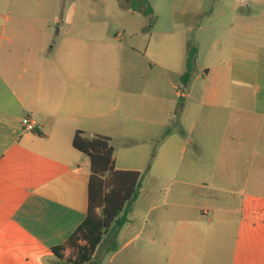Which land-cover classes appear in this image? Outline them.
I'll list each match as a JSON object with an SVG mask.
<instances>
[{
  "label": "crops",
  "instance_id": "obj_1",
  "mask_svg": "<svg viewBox=\"0 0 264 264\" xmlns=\"http://www.w3.org/2000/svg\"><path fill=\"white\" fill-rule=\"evenodd\" d=\"M194 7L197 19L203 6ZM231 13L196 29L197 71L184 86L187 33H164L158 60L146 59L152 25L126 30V46L123 34L78 15L76 2L0 0V264H72L53 248L87 216L90 160L73 146L79 131L111 138L116 169L151 164L149 176L170 184L159 190L163 204L142 213L133 205L87 264H264V0H237ZM248 132L257 136L250 149ZM220 194L240 206L200 204Z\"/></svg>",
  "mask_w": 264,
  "mask_h": 264
},
{
  "label": "rangeland",
  "instance_id": "obj_2",
  "mask_svg": "<svg viewBox=\"0 0 264 264\" xmlns=\"http://www.w3.org/2000/svg\"><path fill=\"white\" fill-rule=\"evenodd\" d=\"M64 2L67 4L76 2L78 15H90L92 18H95L93 19V21L97 22V24L94 25L98 28L97 31H100L101 33H106L111 37H114L116 34L119 33L123 34L124 37L122 40L126 44V46H131L132 42H134V40H131L129 38L130 33H127L126 30L129 29V32H134L135 29L139 30L142 26L141 24L143 23H145V25H152L151 30L152 32H154L155 37L152 40L148 56H146L145 58L158 60V56H157L158 51L155 49V46L157 44L158 39L161 38V35H164V33H173L172 39H176V38L183 39L187 33V35L190 37L191 40L190 42L196 45L195 44L196 29L200 24H202V21L210 25V23L212 22L211 20L214 18V19H219L218 21L221 23H227L228 20L230 19V15L232 14L231 11L233 10L234 3L237 2V0H149L154 10L155 20L153 23L148 22V18L141 12L135 11V13H129L124 11L121 8V6H125L127 0H64ZM197 2L202 3L203 13H201V15L198 16L196 19L194 18L193 13L195 12V10H197L196 7H194V5ZM239 2L242 3L243 0H239ZM241 9L246 10L247 5L241 6ZM211 17L212 19H209ZM174 18H177L176 24L174 23ZM180 18L182 20L181 23H179L180 20H178ZM182 22L185 25L182 24ZM178 23L181 26L187 28V32H185L183 28L180 29L181 26L179 27ZM189 27L194 29L193 32L188 31ZM221 42L222 44L218 46L219 48H221V46H223V43H225L226 41L222 40ZM210 44L211 41H209L208 43L209 46L207 47L204 46L205 50H207L208 48L212 49ZM204 53L205 52L202 53L200 58V62L202 61V64H204L205 60L207 59V56ZM142 54H145L144 51L142 52ZM165 61L168 66L174 64V60L169 52H167V54L165 55ZM154 70L156 74L160 73L161 71L159 66H156ZM171 77L173 80L178 79L175 73H172ZM177 83L180 84V80ZM192 87L194 86L190 85V87L187 90H185V93H191ZM254 94H255L254 90L249 91L247 89L248 108H251L253 106ZM192 95L195 96V93L192 92ZM177 101L179 102L180 99H178ZM183 104L184 101L183 102L181 101L180 107H182ZM247 123L251 125L250 127H255L254 124L259 122L258 120H256ZM256 143H257L256 133L248 132L247 148L249 149L252 148V146H255ZM150 177L151 176H149V173L146 172L140 190V196L138 200L134 203V209L136 213H142L144 210L149 208L153 203L163 204L164 202L163 194L160 193L159 190L162 191L164 188L167 189L170 186V184L160 183L157 179ZM177 187L178 186H175V191ZM175 196L176 194L173 192L169 201L175 200L172 199ZM182 202H184L185 204H192L193 202L196 201L187 199ZM198 203H200V201ZM239 203L240 201L238 200L229 199L225 194H220L218 197L209 199L206 202L200 204L206 207L229 206V207L238 208V206H240ZM247 217L253 218L251 210L247 211ZM129 218H130V214H129ZM65 251H67L68 258L71 259L76 258L77 256L76 250L72 248H66Z\"/></svg>",
  "mask_w": 264,
  "mask_h": 264
},
{
  "label": "trees",
  "instance_id": "obj_3",
  "mask_svg": "<svg viewBox=\"0 0 264 264\" xmlns=\"http://www.w3.org/2000/svg\"><path fill=\"white\" fill-rule=\"evenodd\" d=\"M122 7L143 13L149 17L151 23L155 20L149 0H127ZM197 55L198 47L189 41L186 70L181 76L184 86L190 84L197 71ZM73 146L90 160L88 211L83 223L66 243L53 248V252L59 259H63L62 252L66 248H72L77 251V256L70 259V262L87 264L104 235L111 229L115 233L118 232L128 222L129 214L140 196L143 180L151 164L145 172L116 169L112 140L102 135L87 136L79 131L74 136Z\"/></svg>",
  "mask_w": 264,
  "mask_h": 264
},
{
  "label": "built area",
  "instance_id": "obj_4",
  "mask_svg": "<svg viewBox=\"0 0 264 264\" xmlns=\"http://www.w3.org/2000/svg\"><path fill=\"white\" fill-rule=\"evenodd\" d=\"M23 125L26 131L32 132L36 130V123L30 119H26Z\"/></svg>",
  "mask_w": 264,
  "mask_h": 264
}]
</instances>
